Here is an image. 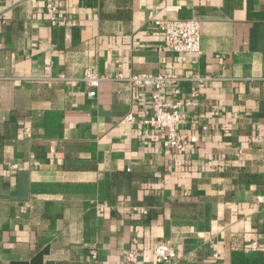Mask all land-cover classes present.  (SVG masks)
I'll return each instance as SVG.
<instances>
[{"label": "crops", "instance_id": "obj_1", "mask_svg": "<svg viewBox=\"0 0 264 264\" xmlns=\"http://www.w3.org/2000/svg\"><path fill=\"white\" fill-rule=\"evenodd\" d=\"M172 16L199 53L161 49ZM142 72L180 78V149L142 122ZM0 264H264V1L0 0Z\"/></svg>", "mask_w": 264, "mask_h": 264}, {"label": "built area", "instance_id": "obj_2", "mask_svg": "<svg viewBox=\"0 0 264 264\" xmlns=\"http://www.w3.org/2000/svg\"><path fill=\"white\" fill-rule=\"evenodd\" d=\"M167 8L171 9V7ZM46 13L49 19L58 25H65L68 21L67 17L59 12L51 2L46 4ZM153 23L161 33L162 50L175 53L200 52L201 36L197 18L172 16L154 19ZM194 78L199 81L202 80V77L196 76ZM79 79L90 87L88 95L93 96L99 82L106 79V77L97 74L90 67H86ZM179 80L178 76L163 72H142L126 77V81L130 86L148 87L150 89L149 99L152 114L142 119V122L156 129L162 143L174 149H180L186 142V137L180 132L179 128L182 120L181 101L164 97L163 88L165 85H170L173 87V92H178ZM132 120L133 115L128 112L120 121L125 123ZM12 167H15V165H12ZM258 200H261V197H258ZM137 208L136 206L133 207L134 210H137ZM142 212L145 213L146 209H143ZM255 245L256 241H252L251 247H255ZM136 254V249H128L124 252V260L133 262L136 259ZM153 258L156 263H170L176 258V251L167 241L158 240L153 248Z\"/></svg>", "mask_w": 264, "mask_h": 264}]
</instances>
